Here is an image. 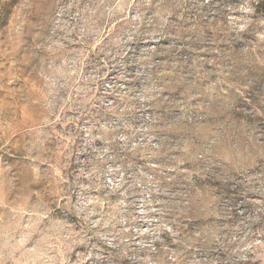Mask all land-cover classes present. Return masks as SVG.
I'll use <instances>...</instances> for the list:
<instances>
[{
	"label": "rangeland",
	"instance_id": "rangeland-1",
	"mask_svg": "<svg viewBox=\"0 0 264 264\" xmlns=\"http://www.w3.org/2000/svg\"><path fill=\"white\" fill-rule=\"evenodd\" d=\"M0 264H264V0H0Z\"/></svg>",
	"mask_w": 264,
	"mask_h": 264
}]
</instances>
